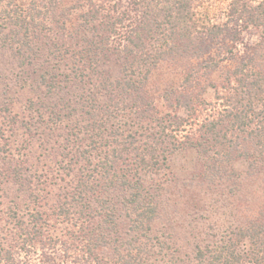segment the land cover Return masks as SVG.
Returning a JSON list of instances; mask_svg holds the SVG:
<instances>
[{"label":"trees","instance_id":"1","mask_svg":"<svg viewBox=\"0 0 264 264\" xmlns=\"http://www.w3.org/2000/svg\"><path fill=\"white\" fill-rule=\"evenodd\" d=\"M211 1L0 0V52L34 94L28 122L0 110V194L15 195L6 211L18 256L264 264V0H225L209 16ZM38 127L47 155L61 138L44 169L23 152ZM21 129L22 150L2 144ZM178 155L197 160L192 177L210 189L244 197L260 180L262 200L213 242L154 235ZM3 257L14 264L10 250Z\"/></svg>","mask_w":264,"mask_h":264},{"label":"rangeland","instance_id":"2","mask_svg":"<svg viewBox=\"0 0 264 264\" xmlns=\"http://www.w3.org/2000/svg\"><path fill=\"white\" fill-rule=\"evenodd\" d=\"M226 4L225 0H212L209 3V16L217 14L218 11H223ZM220 9V10H219ZM256 37L248 38L249 41H255ZM19 75L20 70L15 60H13L8 52H0V110L8 106L17 115L15 120L17 122L25 123L34 118L30 116L27 111H24L27 105L26 100L34 97L33 93L19 90ZM163 74L158 73L151 82V88L156 92L157 87L162 85ZM2 112V111H1ZM0 112V115H1ZM34 121V120H33ZM0 123L2 120L0 118ZM6 126V125H4ZM133 130V129H132ZM40 129L32 132L30 141V148L25 149L24 154L28 155L31 163L37 164L38 168H47L58 158L54 151L57 150L61 138H56L54 150L50 152L45 151L46 146L42 142V137L39 135ZM22 129L13 133L8 131L5 133V138L2 144L13 146V150H22L27 137L24 135ZM57 134H60L59 132ZM29 136V137H30ZM30 140V139H29ZM22 144V147H21ZM6 145V146H7ZM52 146V144H51ZM22 152V151H21ZM22 154V153H20ZM25 157V156H24ZM43 166V167H42ZM199 169L197 160L191 156L178 155L173 163V174L175 177L172 183H168L165 204V215L161 223L155 226L157 230L155 234L164 231L163 227H167L164 232L172 236V240L185 246L197 243L206 244L215 241L220 233L224 231L227 226H234L239 217H241V208L247 206V209L255 208L262 200V192L259 189L260 180L250 179L243 187V192L246 193L244 197L235 194L232 195L230 186H215L207 187V184H202L195 181L193 174ZM236 169L241 172L245 169L244 166L237 165ZM171 177V176H170ZM194 180V181H193ZM15 195L12 191H6L3 195L0 194V210L5 208L0 213V264H10V261L3 259L5 251L10 250L15 259L14 264H42L40 258L32 257L30 259L18 256L13 248L12 236L14 233L13 226L10 223L7 214V207L14 202ZM21 201V200H20ZM20 201H17L19 204ZM251 207V208H250ZM5 211V213H3ZM164 214V213H163ZM168 218L169 224L165 225V219ZM45 264H64L62 263L59 253L55 254Z\"/></svg>","mask_w":264,"mask_h":264}]
</instances>
